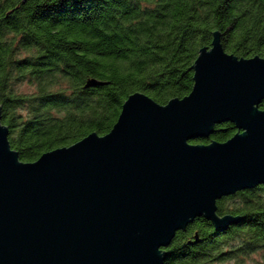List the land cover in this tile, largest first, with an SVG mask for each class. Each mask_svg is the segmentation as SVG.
Segmentation results:
<instances>
[{
  "label": "water",
  "instance_id": "obj_1",
  "mask_svg": "<svg viewBox=\"0 0 264 264\" xmlns=\"http://www.w3.org/2000/svg\"><path fill=\"white\" fill-rule=\"evenodd\" d=\"M262 101L264 58L229 54L213 33L188 95L132 93L103 136L22 162L0 122V264H164L195 218L226 229L239 218L216 201L264 185ZM224 122L237 130L225 142L189 143Z\"/></svg>",
  "mask_w": 264,
  "mask_h": 264
},
{
  "label": "trees",
  "instance_id": "obj_2",
  "mask_svg": "<svg viewBox=\"0 0 264 264\" xmlns=\"http://www.w3.org/2000/svg\"><path fill=\"white\" fill-rule=\"evenodd\" d=\"M213 33L229 54L264 58V0H0V122L10 148L33 162L107 134L132 93L160 105L185 97ZM236 132L224 122L189 143ZM216 206L239 220L217 231L195 218L176 232L164 264H264V185Z\"/></svg>",
  "mask_w": 264,
  "mask_h": 264
},
{
  "label": "rangeland",
  "instance_id": "obj_3",
  "mask_svg": "<svg viewBox=\"0 0 264 264\" xmlns=\"http://www.w3.org/2000/svg\"><path fill=\"white\" fill-rule=\"evenodd\" d=\"M26 85H24V87H23V89H26V90H32V88H27V87H25ZM253 259L254 260H256L255 259V257H253ZM224 264H236L234 261H228V262H226V263H224ZM244 264H252L250 261H247V262H245Z\"/></svg>",
  "mask_w": 264,
  "mask_h": 264
}]
</instances>
